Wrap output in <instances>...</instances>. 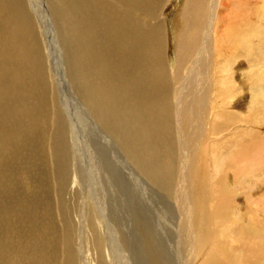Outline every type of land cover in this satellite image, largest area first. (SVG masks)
<instances>
[{
  "label": "rangeland",
  "instance_id": "rangeland-1",
  "mask_svg": "<svg viewBox=\"0 0 264 264\" xmlns=\"http://www.w3.org/2000/svg\"><path fill=\"white\" fill-rule=\"evenodd\" d=\"M184 1L170 0L164 8L168 39L163 54L168 56V61L172 64H174L175 36L177 37L180 29L183 28ZM50 2L52 0H29L31 8L26 7V9H28L31 18H28L27 27L23 23V27L30 30L28 33L29 38H32L30 39V50L38 55L40 61L42 60L41 66L45 84L44 87L42 86L45 93L43 101L46 102L40 109L42 103L38 97L35 98L33 95H27L29 99L23 97L24 102L27 103L26 110L31 112L29 116L34 117L37 112L46 120L45 124H42L44 134L41 137V150H39V144L32 143L26 146L21 139L7 138L4 127L7 130H15L18 127V138H20L26 136L30 126H24L26 117L23 118L22 115L18 116V119L7 121V115L12 114L14 116L15 110H18L19 107L23 109L25 106L19 93L17 91L11 92L9 88L4 93L5 95L0 96V161L5 167V169L0 167V177L5 173L13 175L20 172L21 176L26 174L28 178L23 180L20 177L5 185H0V204L2 205L0 207H4L7 214V216L0 214V221H2L0 222V231H2V233L0 232V246L3 243L2 235L7 234L16 240L18 246L24 244V250L31 253L39 252L33 248L40 249L45 244L46 246L44 245L42 249L47 251L46 256L37 257L44 259V264H54V258L59 264H89L88 260H92L95 264L97 253H95L93 244L98 237L97 234H101L99 236L103 237L108 251L114 258V264H161L160 254L164 256L166 264H190L191 241L188 231H183L185 228H183L184 222L181 217L180 198L177 193L174 195L168 187L170 178L147 176L148 173L144 170L143 164L146 162L145 157L139 160L138 154L134 156L127 147L118 144L116 130L109 129V120L100 115L98 110L89 102L86 93H84L86 89L84 84L80 82L83 84L80 85L81 88L75 85L71 79V49L65 45L64 41L65 34L63 31L66 29L60 26L59 20L57 21L53 11L56 6ZM239 5L232 0V9L224 20L228 22L229 16L232 18L233 12L236 13L235 9L241 5H243L242 8L245 12L248 10L246 13L247 20H242L240 27H246L241 24L242 22H249V34L252 31L253 48L251 47V49L255 51L254 56L256 58H254L255 60L252 59L253 64H247L244 61H248V58L238 60L237 57L229 58L231 60L229 65L227 60L222 62L223 59H221L219 61V64L225 63L218 68L220 72L229 68L225 72L229 73L227 79L230 83V89H227L226 92L223 90L220 95H214L219 100L214 101L215 111H219L221 114L232 113V120L227 123L226 118L222 130H224L223 133L229 130L228 134L233 132L234 135H229V141L227 139V143H223L220 147L219 139L222 132L218 133L219 135L212 134L213 131L210 132L209 129L207 135L212 144L209 146L206 156L204 155L207 158L209 156L218 159L223 158L222 160L227 163V167L223 163V169L215 174L213 167L209 166V162L204 161L205 166L208 164V171L205 172H208L211 178L215 176L213 179L221 181L224 189L223 197L226 195L223 207L215 209L217 219L220 221L216 230L228 228V226L232 230L229 232V237L226 233L224 235L219 233L216 243L220 245L221 260L226 261V257L223 255L229 253L232 260L231 264H243L242 257L247 255L246 249L239 247L243 238L245 239L244 229L248 225H259L260 228L257 230H264V0H246L245 4ZM253 25L258 28V33L261 34L259 35L260 40L256 38V31H254L256 27L251 28ZM223 26L225 27L226 24L224 23ZM70 30L68 29L69 33ZM231 33L232 35H241L238 38L239 40L242 39V32L239 29H233ZM224 38L226 41L227 36ZM230 42L231 40L229 42L227 40L226 47L230 45ZM257 43L260 44V50L254 48L258 45ZM240 52L245 53L246 50ZM238 58L242 57L238 56ZM256 59L259 61L257 62ZM236 61L240 63L238 64ZM37 81L41 83L40 80ZM0 83V90L2 91V87L6 84L4 78L0 79ZM254 84L257 85L258 90ZM41 85L37 87L36 92L40 91ZM22 95L26 96V94ZM1 99L4 100V105ZM2 106L6 115L4 111H1ZM62 118L66 119H64L65 125L59 122L62 121ZM61 130L65 136H60L58 141L67 146V159H69L67 180L69 185L67 183L66 188L64 187L63 191L59 193L56 179L58 167L52 158V142L55 140L54 135H57ZM241 131L247 133L244 138H239ZM200 133L201 128H195L191 136L184 141L185 147H181L179 138L174 139L177 147L175 146L176 151L173 157H179L180 151H183L184 162L182 166L184 168L187 166L188 170L190 166L186 165V161L192 164L191 159L198 156L195 149L199 142ZM174 134H177L176 129ZM153 138L151 136L150 140ZM186 143L188 144L186 145ZM33 145L38 147L37 152L31 150L30 147ZM221 148L225 149L221 150ZM8 149L18 151L13 157H25L28 163H25L26 161L23 159L11 158L12 156L7 154ZM39 151L45 160L36 159L39 157ZM20 152L21 154H19ZM139 152L141 153V151ZM225 152L227 158L223 155ZM249 160H252V163ZM246 161L252 165H246ZM230 164L232 165L230 166ZM248 167H251V170ZM73 178L76 181V186L71 188ZM178 178L177 174L174 175L173 183L177 184ZM13 209L16 213H12ZM254 216L255 219L253 220ZM3 218L10 219L9 224ZM10 222L13 224L12 227ZM28 226H31V230L26 229ZM93 226L96 231L92 229ZM9 227L13 231L8 230ZM43 228L49 229V233L43 232ZM68 229L70 233H68ZM35 231L40 232L42 245L39 247L31 246L30 239L24 238L23 240L22 237L28 232L36 234ZM234 235L235 237L232 238ZM241 237L242 239H240ZM250 237L251 239L254 237L253 241L257 245L262 243L261 247L264 249V236L250 234ZM229 239H232V244ZM237 239L240 240L236 242ZM46 241L49 242L43 243ZM244 241L246 245L250 244L249 240ZM229 244L233 246L232 252ZM9 258L11 257L9 256ZM13 258L15 259L14 255H12ZM263 259L264 257L261 258L262 263L260 262V264H264Z\"/></svg>",
  "mask_w": 264,
  "mask_h": 264
},
{
  "label": "bare ground",
  "instance_id": "bare-ground-1",
  "mask_svg": "<svg viewBox=\"0 0 264 264\" xmlns=\"http://www.w3.org/2000/svg\"><path fill=\"white\" fill-rule=\"evenodd\" d=\"M169 1L52 0L50 3L56 6L53 9L56 19L57 21L59 20L60 26L66 29L63 31L65 34L64 41L65 45L71 49V79L75 85L81 88L84 84V88L86 87L84 93H86L89 102L98 110L100 115L109 120V129L116 130L118 144L127 147L134 156L138 154L139 160L145 157L146 162L143 164L144 170L148 173L146 174L147 176L170 178L168 187L173 191L174 195L177 193L180 198V211L184 222L183 228H185L183 231H188L191 241L192 255H190V264H231L232 260L229 257V253L227 254L228 256L226 254L223 255V257H226V261L221 260L220 245L216 243L219 233L221 235L226 233L227 237H229V232L232 230L229 229V226L228 228L216 230L220 221L217 219L215 209L223 207L226 195L223 197L224 189L221 181L213 179L215 176L211 178L209 173L205 172L208 171V164L205 166L204 161L206 163L207 161L209 162V166L213 167L215 174L223 169V163L225 166L227 163L222 160L223 158L218 159L210 156L207 158L204 155L209 151V146L212 144L210 137L208 138L207 135L209 129L210 132L213 131L212 134L222 132V136L219 139L220 147H222L223 143H227L229 135H234L233 132L228 134L229 130L226 133H223L224 130H222L226 118L227 123L232 120V113L225 112L221 114L219 111H215L214 101L217 99L214 95H220L223 90L226 92L227 89H230V83L227 79L229 73L225 72L229 68L223 69L222 72L218 68L225 64H222V62L226 60L229 65L231 62L229 58L234 57H237L238 60L248 58V61L243 60L247 64L252 63V59L256 57L254 56L255 51L251 49V47L253 48L251 28L256 26L253 25L250 28L251 34L248 32V21L241 23L246 27H240V22L247 20L246 13L248 10L245 12L244 8H242L243 5H241L245 4L246 0H233V2L240 4L241 7L235 9L236 13L234 14L233 12L232 18L228 15V22H225L224 19H226L225 16L232 9V0H185L182 10L183 28L180 29V32L178 31L179 35L175 36L174 64H172L168 61V56L163 54L168 39L164 8ZM29 4V0H0V79L4 78L6 82L5 86L2 87V91L0 90V96L2 94L5 95L4 93L9 88L11 92L17 91L25 106L23 109L19 107L18 110H15L14 116L12 114L7 115V121L18 119V116L22 115L23 118L26 117L24 126H30L26 136L20 138H18V127L15 130H7L4 127L7 138L21 139L26 146L32 143L39 144V150H41V137L44 134L42 124H45L46 120L37 112L34 117H30L31 112L26 110L27 103L23 100V97L29 99L27 95L38 97L42 103L40 109L46 102L43 101L45 99L43 89L45 84L41 66L42 60L40 61L38 55L30 50V39H32L29 38L28 34L30 30H28L29 28L26 30L23 27V23L27 27L28 20L31 18L28 9H26V7L31 8ZM224 23L226 24L225 27L223 26ZM68 29H71L70 33ZM233 29H239L242 32V39L239 40L238 38L241 35H232L231 30ZM254 31H256L255 34L257 35L255 37L260 40L261 37L259 35L261 34L258 33V28L256 27ZM224 36H227L228 42L231 40L230 45L227 47V40L225 41ZM257 44L254 48L256 47V49L259 48L258 50H260V44ZM242 50H246V52H240ZM236 55L242 58H238ZM221 59L223 60L219 64ZM236 62L240 63L239 61ZM215 68L217 69L216 71ZM217 75L219 76L217 77ZM257 75L255 76L256 78ZM27 77H30V79ZM263 77L261 76V78ZM217 79L223 80L219 81ZM37 80H40L41 83ZM257 80L259 81V79ZM80 82L83 84H80ZM39 85H41L40 91L36 92ZM254 87L256 88L257 85ZM256 90H258V87ZM22 94H26L27 97ZM3 98L6 99L5 97ZM1 101L3 104L4 100L1 99ZM57 108L60 109L59 106ZM1 111H4L6 115L3 106ZM200 113L202 114L200 115ZM64 119L62 118V121H59L63 125H65L66 120ZM198 127L201 128V133L198 137L199 142L195 149V153L198 156L191 159L192 164L186 161V165L190 166L188 170L187 166V169L182 166L184 162L183 151H180V155L177 154L179 157H173L176 151L174 139L179 138V143L182 147L184 146V141ZM175 129L177 134H174ZM246 134L244 131L239 132V138H244ZM60 136H65L62 130L57 135H54L53 150L51 149L52 158L56 161L58 167L56 179L59 193L63 191L64 187L66 188L68 183L69 160L67 159V146L58 141ZM151 136L154 137L153 140H150ZM30 148L32 151H38L37 146L33 145ZM224 149L221 148V150ZM21 152L25 154L23 151ZM16 153H18L16 150H7V154L12 156L11 158L15 160L17 158L23 159L26 161L25 163H28L25 157H13ZM225 154L226 152L223 155L226 156ZM38 156L36 157L37 160H45L41 156L40 151ZM250 162L252 163V160ZM250 162L249 164L247 161L244 163L251 166ZM0 167L5 169L1 161ZM239 169H237L238 172ZM176 174L179 177L176 181L177 184L173 183V177ZM20 177L23 180L28 179L26 174L21 176L20 172L13 175L5 173L0 177V185H5ZM74 185L76 186V181L73 178L70 187L73 188ZM5 204L7 205V203ZM4 210V207H0V214L7 216ZM12 213H16L14 209ZM3 219L9 224L10 219ZM94 219L96 220V217ZM252 219L254 220L255 216ZM12 226L13 224L11 223ZM30 227L28 226L26 229L31 230ZM257 228H260L259 225H248L244 229L245 239L243 238V242L239 245L242 249H246L245 251L247 252V255L242 257L243 264H260L261 258L264 257V249L261 247L262 243L257 245L253 241L254 237L252 239L250 237V234L264 236V230L261 228L262 230L260 229L261 231H259ZM43 229V232L49 233V229ZM92 229L96 231L94 226ZM8 230H11V228L9 227ZM69 231L68 229V233H70ZM0 232L2 233V231ZM35 232L36 234L28 232L27 235H22V237L23 240L24 238L26 240L30 239L31 246L39 247L42 245L40 232ZM97 235L98 237L93 244L95 253H97L95 264H114V258L108 251L103 237L99 236L101 234ZM2 236L0 264H44V259L37 257L46 256L47 251L42 249L45 244L40 249L33 248L39 251L33 252V254L24 250V244L21 243L22 245L18 246L11 235L4 234ZM240 239H237L236 242ZM246 239L250 241L249 245H246L244 241ZM229 240L232 244V239ZM117 245L119 244L117 243ZM121 246L123 245L121 244ZM230 246L232 248L230 251L232 252L233 246ZM158 247L160 249V246ZM154 249L156 250V248ZM54 251L56 253V250ZM12 255L15 256V259H12ZM159 258L161 264L167 263L163 255L160 254ZM88 261L89 264H94L92 260ZM53 262L54 264H59L56 258L53 259Z\"/></svg>",
  "mask_w": 264,
  "mask_h": 264
}]
</instances>
